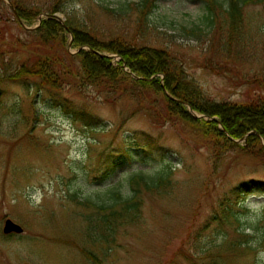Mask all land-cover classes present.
Returning a JSON list of instances; mask_svg holds the SVG:
<instances>
[{"label": "rangeland", "instance_id": "374dc122", "mask_svg": "<svg viewBox=\"0 0 264 264\" xmlns=\"http://www.w3.org/2000/svg\"><path fill=\"white\" fill-rule=\"evenodd\" d=\"M25 1L44 8L51 2ZM128 1L61 0L64 11L56 14L61 23L70 14L97 30L132 31L133 16L121 23L104 8ZM205 12L204 0H157L145 40L176 50L189 77L213 100L244 102L249 92L261 91L264 79V4L244 7L243 26L235 31L241 40L232 50L227 24L201 38L185 31L203 26ZM40 16L25 29L35 28ZM2 17L9 18L0 21L8 34L31 39L0 3ZM68 50L79 49L69 42ZM109 54L116 64L120 56ZM12 55L5 66L0 60V264H100L91 258L102 264H264V159L247 151L255 150L247 137L215 157L189 124L149 115L133 87L121 95L91 85L80 93L40 90L33 80L9 77L20 63ZM207 58L214 68L205 66ZM139 171L152 180L170 177L143 190L139 222L123 227L114 242L93 245L87 220L96 211L71 195L99 200L114 188L128 195L129 178ZM7 218L24 233L4 234Z\"/></svg>", "mask_w": 264, "mask_h": 264}, {"label": "trees", "instance_id": "16d2710c", "mask_svg": "<svg viewBox=\"0 0 264 264\" xmlns=\"http://www.w3.org/2000/svg\"><path fill=\"white\" fill-rule=\"evenodd\" d=\"M10 2L12 6L5 4V0H0V3L24 22L16 18L17 27L31 34V39L22 40L17 35L8 34L7 28L0 26L2 65H6L5 58L9 53H13V58L17 55L20 60L19 67L12 72L10 78L33 80L40 90L51 88L56 92L66 90L80 93V90L91 85L103 89L112 88L113 92L121 95L133 87L134 92L143 94L139 96L140 102L149 115L153 114L165 121L189 124L201 136L202 145L212 149L215 157L222 156L225 150L239 146L236 139L249 133L247 141L255 146L256 151L250 148L247 151L264 159L261 138L256 133H250L256 131L264 138V79L258 80L261 91L256 94L249 92L244 102L213 100L189 77L184 60L176 50L159 46L152 38L145 40L147 29L152 30L149 17L157 8V0H132L118 8L105 6L118 22L122 23L133 16L135 27L132 31L126 27L108 32L97 30L87 23L80 25L70 14L64 23L52 17L54 13L64 11L61 0H51L46 8L29 4L25 0ZM204 2L206 12L203 26L198 24L184 28L185 31L201 38L213 33L217 24H227L231 28L227 44L229 50L241 40L235 31L243 26L244 7L253 3L264 4V0ZM43 13L48 17H43L37 27L25 29L24 24L32 25ZM7 20V17L0 18L5 24ZM69 42L79 51L70 52ZM100 52L114 53L120 55L121 59L115 64L114 57L102 56ZM212 62L213 59L207 58L205 66L214 68ZM124 65L128 70H125ZM189 107L204 116L193 117ZM67 108L73 107L69 105ZM73 109L76 115L86 117L83 111L80 112L75 107ZM241 148L247 149L245 146ZM169 177L170 172H166L152 180L143 171H139L129 178L131 192L128 195L118 188L108 190L107 194H100L99 200H81L77 193L71 195L73 199L77 197L78 204L96 211L95 216H89L87 220L88 241L93 245L114 242L123 227L140 221L143 190H153L155 184H165ZM91 259L102 264L101 260Z\"/></svg>", "mask_w": 264, "mask_h": 264}, {"label": "water", "instance_id": "95a60500", "mask_svg": "<svg viewBox=\"0 0 264 264\" xmlns=\"http://www.w3.org/2000/svg\"><path fill=\"white\" fill-rule=\"evenodd\" d=\"M7 1L10 3V0H7ZM55 17L59 21L61 20L57 14L55 15ZM40 21H41V16H40ZM102 55H105V54L102 53ZM195 116H197V115H195ZM244 138H246V136ZM263 143H264V141H263ZM3 232L5 234H10V233L22 234L24 232V227L21 224H19V223L13 221L12 219L8 218L5 221Z\"/></svg>", "mask_w": 264, "mask_h": 264}]
</instances>
